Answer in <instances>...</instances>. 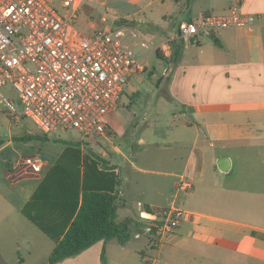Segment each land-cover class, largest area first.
Wrapping results in <instances>:
<instances>
[{
	"label": "crops",
	"instance_id": "obj_1",
	"mask_svg": "<svg viewBox=\"0 0 264 264\" xmlns=\"http://www.w3.org/2000/svg\"><path fill=\"white\" fill-rule=\"evenodd\" d=\"M176 3H184L185 11H189L188 19L179 21L222 14L235 3L243 12L252 14L255 21L251 30L230 27L205 34L211 36L212 44L220 46L219 50L208 40L200 41L198 36L178 38L177 24L167 36L161 33L159 24L147 22L149 34L173 37L171 55L173 50L183 48L176 62L170 60V66L163 69L153 91L159 96V108L169 109L171 123L148 126L149 138L142 132L136 142L132 140L129 155L112 145L110 135L104 133L73 142L81 146L78 156L76 152L65 155L63 151L50 165H44L38 175L13 178V170L7 165L5 180L12 188L21 185L8 192L0 185V264L22 262L16 235L23 224L31 223L52 241L47 256L62 236L61 230L67 228L73 196L54 201L48 197V187H38L62 156L63 162L79 165L80 180L84 163L93 160H98L99 169L114 172L119 179L118 206L127 211L125 218H133L139 228L150 220L149 215L142 216L141 211L149 214L177 208L184 212L174 232L157 244L156 239L151 243L148 240L155 257H149L142 249L140 254L144 261L151 264H264V0H194L193 4L190 0H176ZM192 42L200 46L190 55ZM166 143L168 146H162ZM109 145L123 158L120 169L103 157ZM150 145L154 151H168L166 164L152 160L163 158H159ZM173 146L175 149L170 150ZM74 154L76 156H72ZM159 166L166 169H156ZM92 171L88 169V185ZM138 173L153 177L143 180ZM182 179L191 184L186 190L177 187ZM31 181H35L33 185ZM28 215H38L46 225L52 226L50 234L43 232ZM24 243L30 244L28 240ZM102 243L95 242L62 264H99ZM15 248L16 256L4 253ZM125 260L121 258L111 264H127Z\"/></svg>",
	"mask_w": 264,
	"mask_h": 264
},
{
	"label": "built area",
	"instance_id": "obj_2",
	"mask_svg": "<svg viewBox=\"0 0 264 264\" xmlns=\"http://www.w3.org/2000/svg\"><path fill=\"white\" fill-rule=\"evenodd\" d=\"M79 12L80 0H0V87L13 89L22 109L17 112L1 93L0 100L12 118H29L45 135L58 130H75L81 139L104 134L105 115L117 110L128 80L144 70L146 55L155 50L171 55L173 37L147 36L129 23L104 25L105 17L86 35L75 24ZM254 21L235 3L222 14L179 21L176 36L251 30ZM43 168L38 155L21 157L12 166L13 178L38 175ZM190 186L185 179L177 184L182 190ZM143 214L150 220L138 229L157 244L175 231L184 212L166 208Z\"/></svg>",
	"mask_w": 264,
	"mask_h": 264
},
{
	"label": "rangeland",
	"instance_id": "obj_3",
	"mask_svg": "<svg viewBox=\"0 0 264 264\" xmlns=\"http://www.w3.org/2000/svg\"><path fill=\"white\" fill-rule=\"evenodd\" d=\"M190 2L193 4L194 0H190ZM184 7V3L177 4L176 0H80V12L76 17L75 24L79 30L89 35L92 32V27H95V24H101V18L105 17L107 21L103 23L104 25L119 21L129 23L148 36L150 34L146 29L147 22H154L160 25L161 33L170 36L172 28L178 24L179 20L188 19L189 17V11H185ZM163 14L166 17L162 18L161 15ZM145 17L148 19L146 22L141 20V18L145 19ZM198 38L200 41L208 40L211 46H214L217 50L220 49L219 45L212 44L211 36L204 34L198 35ZM189 46L190 50L188 51L192 55L193 50L200 45L192 42ZM180 49L182 52L183 48L181 46ZM143 52L141 50L139 55H142ZM169 61L170 59H166L165 56L162 58L160 55H156L155 51L149 52L143 59L144 70L133 75L125 85L117 110L114 113L105 115L108 122L105 134L110 135L112 145H117L126 155L130 154V142L132 140L136 142L142 132H145L143 134L145 138H149V134L146 133L148 126L153 128V126L161 125L164 122L169 124L173 119L169 109L159 108V96L156 97L153 93L157 78L162 75L164 68L170 66L168 65L170 64ZM154 70L156 71L154 72ZM153 73L154 76H152ZM218 81L220 82V80ZM0 93L13 102V106L17 112L21 111L22 106L18 102L16 92L9 85L0 87ZM18 116L17 120L12 118L9 115L8 109L2 100H0V185L3 186L6 192L9 190L15 191L21 185L19 183L12 188L4 178L5 167L10 164V168L12 169L13 164L21 157L38 155L44 165H50L59 153L63 151L65 155L70 152H76L77 156L81 151L80 144L73 143L80 139V135L75 130H58L45 135L32 120L21 115ZM26 135H31L32 137L24 141L23 138ZM10 140L11 142L9 143ZM168 144H162V146H168ZM149 147L153 151L155 150L152 145ZM107 149L108 152H104L103 157L110 159L120 169L124 164L123 158L118 153H115L111 145ZM174 149L175 147L173 146L170 150ZM157 150L154 152L158 154L159 158L163 159L152 160L166 164L168 151L161 152ZM180 150L182 151L183 149L181 148ZM76 154L72 156H76ZM103 165L104 162H102ZM156 169L163 170L166 167L159 166ZM122 172L123 169L121 168ZM139 175L142 176L141 179L143 180L153 177V175L143 173H138ZM34 182L31 181V185ZM127 216V211L122 206H118L116 221H121ZM136 234L138 235L136 236ZM16 237L20 243L18 254L23 259L19 264H45L47 262L49 256H47V251L52 247L53 243L45 235L39 233V230L34 225L28 222L25 225L23 224ZM149 237L153 238V235L140 232L135 227L133 228L132 237L124 245L118 244L114 239L102 243L105 248L106 263L111 264L112 261H120L121 258H126L127 264H151V261H144L140 254V251L145 249L149 257H155L154 251L148 247ZM25 240H28L30 244L24 243ZM11 251L13 249L4 250V253L11 256L18 255L16 254V248L14 250L15 254H13L14 251ZM73 257L75 258V256L68 258ZM66 259L56 264H62ZM99 264H102L101 260H99Z\"/></svg>",
	"mask_w": 264,
	"mask_h": 264
},
{
	"label": "trees",
	"instance_id": "obj_4",
	"mask_svg": "<svg viewBox=\"0 0 264 264\" xmlns=\"http://www.w3.org/2000/svg\"><path fill=\"white\" fill-rule=\"evenodd\" d=\"M123 23L119 21L115 25ZM177 26L175 33H177ZM155 53L164 58L160 50H155ZM179 54L180 47L173 50L170 56L171 62H176ZM31 137L26 135L23 139L25 141ZM62 158L63 156L50 167L38 187H48V197L54 201L73 196L74 203L70 218L73 217L69 218L67 228L61 230L62 236L57 239L45 264H55L68 257L76 256L97 241L106 243L114 239L118 244L124 245L131 238L133 228H139L133 218L116 221L118 207L116 186L119 185V179L114 172L99 169L98 160H93L90 163H84L83 176L80 180L79 165L75 162L65 163ZM88 169L94 172L90 176L92 179L89 180L91 182L89 185L87 183V177L90 174ZM146 209L150 210L148 207ZM28 217L43 232L50 234L52 226L46 225L42 218L38 215H28ZM100 260L102 264H107L104 247L100 253Z\"/></svg>",
	"mask_w": 264,
	"mask_h": 264
},
{
	"label": "water",
	"instance_id": "obj_5",
	"mask_svg": "<svg viewBox=\"0 0 264 264\" xmlns=\"http://www.w3.org/2000/svg\"><path fill=\"white\" fill-rule=\"evenodd\" d=\"M218 162H219V161H218ZM218 162H217V163H218Z\"/></svg>",
	"mask_w": 264,
	"mask_h": 264
}]
</instances>
